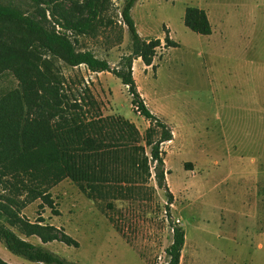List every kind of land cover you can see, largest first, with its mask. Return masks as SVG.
Returning <instances> with one entry per match:
<instances>
[{
    "label": "rangeland",
    "instance_id": "rangeland-1",
    "mask_svg": "<svg viewBox=\"0 0 264 264\" xmlns=\"http://www.w3.org/2000/svg\"><path fill=\"white\" fill-rule=\"evenodd\" d=\"M9 2L24 11L34 6L33 0H0ZM112 2L107 16L113 23L79 36L76 45L119 67L131 40L121 21L124 0ZM187 6L206 10L211 34L185 25ZM132 16L143 39L161 41L153 65L133 60V77L148 108L173 130V139L161 145L174 194L170 209L153 176L145 200L93 198L66 178L50 189L56 212L40 208L37 199L21 214L35 222L41 213L78 247L42 243L13 229L78 264H167L176 223L185 230L179 264H264V113L250 110L264 106V0H138ZM166 36L178 46L167 47ZM58 64L71 98L79 99L87 86L104 115L123 116L141 133L148 128L119 77ZM16 86L10 71L0 74V95ZM0 257L42 264L12 253L1 240Z\"/></svg>",
    "mask_w": 264,
    "mask_h": 264
},
{
    "label": "trees",
    "instance_id": "trees-1",
    "mask_svg": "<svg viewBox=\"0 0 264 264\" xmlns=\"http://www.w3.org/2000/svg\"><path fill=\"white\" fill-rule=\"evenodd\" d=\"M137 1L124 0L120 10L131 53L123 56L119 67L76 45L79 36H94L113 23L107 16L112 0H33L31 11L0 3V74L10 71L17 79L16 87L0 95V240L27 260L78 264L21 238L13 229L27 237L37 236L42 243L59 240L78 247L79 242L62 228L45 224L41 213L35 222L21 214L37 199L42 200L40 208L49 206L56 212L50 189L66 178L93 198L145 200L153 176L165 191L167 209L173 203L161 149L162 143L173 139V130L148 108L133 77V60L153 65L161 46L159 38L146 40L139 34L132 16ZM184 23L199 34L212 33L202 8L187 6ZM166 45L178 46L169 36ZM58 61L119 77L134 109L150 122L145 132L123 116L104 115L87 86L79 99L71 98ZM172 231V242L165 250L167 264H179L185 230L173 223ZM0 264L11 263L0 257Z\"/></svg>",
    "mask_w": 264,
    "mask_h": 264
},
{
    "label": "crops",
    "instance_id": "crops-1",
    "mask_svg": "<svg viewBox=\"0 0 264 264\" xmlns=\"http://www.w3.org/2000/svg\"><path fill=\"white\" fill-rule=\"evenodd\" d=\"M203 9V8H202ZM205 10V9H204ZM206 11V10H205ZM207 13V12H206ZM208 15V14H207ZM209 18V17H208ZM210 21V20H209ZM211 23V22H210ZM212 26V25H211ZM250 110L257 113H264V106H250ZM264 117V116H262Z\"/></svg>",
    "mask_w": 264,
    "mask_h": 264
}]
</instances>
